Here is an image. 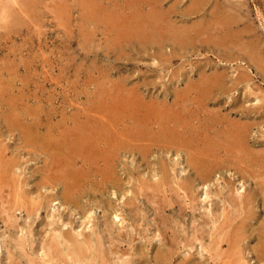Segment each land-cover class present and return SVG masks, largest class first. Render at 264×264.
Here are the masks:
<instances>
[{"label":"rangeland","instance_id":"1","mask_svg":"<svg viewBox=\"0 0 264 264\" xmlns=\"http://www.w3.org/2000/svg\"><path fill=\"white\" fill-rule=\"evenodd\" d=\"M7 1L8 0H0V68L2 69L4 67L2 70H0V75L3 74L2 77L0 76V91L2 90V93L0 92V142L3 143H0V185H2L0 186V264H221V262L224 263L225 261L226 262L224 264H264V0H193L194 2H192L191 0H10L11 4L9 1ZM86 2L88 5L86 4ZM139 2L141 3L140 6L138 5ZM67 5H69V7ZM188 6H190L191 8ZM5 8L8 10L6 11ZM22 8L25 11H22ZM62 8L66 9L62 10ZM148 8H151L150 12L148 11ZM187 8H189L190 11H188ZM16 9L19 12H16ZM59 9L61 15L63 16L60 15L58 19L57 13L55 12H57V10ZM64 10L66 11V13ZM131 10H137L138 13L137 11L131 12ZM144 11L146 12L144 13ZM1 12H4L3 14H5L7 17L5 15H2ZM69 12L70 14H68ZM114 12L117 14H115ZM156 12L158 14L160 13L159 16H157L158 14ZM63 13H65L66 15ZM98 13L100 14L98 15ZM105 13L106 15L108 14L106 16L108 18L104 16ZM112 13L113 16H111ZM147 14L149 16H147ZM215 14H217V16ZM102 15L105 18L102 17ZM117 15L121 18V20L119 17H117ZM125 15L127 16L125 17ZM130 15L132 17H130ZM219 15L222 17H220ZM236 15L239 19V22ZM4 16L5 18L3 19ZM65 16L66 18H64ZM99 16L101 18H99ZM115 17L118 18V20ZM84 18L86 20H84ZM147 18L148 20H150L148 21ZM106 19H108L107 21H109L110 19V23L114 21L115 23L110 24L106 21ZM5 20H7V22ZM102 20L106 21L108 23V26L105 22L103 23ZM117 22L119 23L117 24ZM225 23L227 26L225 25ZM204 24L205 26H203ZM126 25L130 26L131 28L133 27L132 33L130 35L122 32L124 31L123 28ZM140 25H144L145 27H141ZM156 25L157 27H155ZM112 26H114V29L112 28ZM198 26H202L204 30H202V27L201 29L198 28ZM68 28H71L72 30H69ZM106 28H110V30ZM117 29H119V31L121 30L120 32H122V34ZM150 29L153 30L151 31ZM243 29H245L247 32H245V30ZM174 30H176L178 36L176 35ZM180 30L182 34L180 33ZM160 31H162L165 35ZM55 32L57 34H55ZM170 32L173 33L171 34ZM193 32L200 35H195V33ZM148 33L150 36L148 35ZM168 33L171 34V36L168 35ZM250 33H252V35ZM246 34L248 35V37H250L251 40L246 37ZM253 34L255 37H251L253 36ZM174 35L177 36L176 42L174 41V39H171L172 37L175 38ZM185 35L187 39L184 38ZM224 35L228 36L229 39H227ZM9 36H11V38ZM200 36L202 37V39ZM243 36H245L246 39ZM182 37L184 38V41L181 42L182 44H180V41L183 40ZM237 37L240 39H238ZM192 38L193 40L195 38L197 40L199 39V41L196 42V39L193 41L191 40ZM149 39L150 41H148ZM178 39L180 41H178ZM185 39L187 41H185ZM241 39H243L245 42H243V40ZM146 41L148 43H151L148 44ZM201 41L202 43H200ZM236 41L238 44L236 43ZM240 41L244 43L242 44V47L244 48L243 51L242 47L240 46ZM251 41L254 44L256 42L258 43L254 45ZM168 42H170L171 44ZM184 42H188V45L186 47V44ZM172 44H174V47L172 46ZM183 44L184 46H182ZM257 44L258 46H256ZM177 46L180 47L178 48ZM253 47L257 52H254ZM256 47H261L260 50L258 48L259 52ZM245 48L246 50H248L247 53H250L249 55L253 54L252 57H249L248 54H245ZM30 50L32 51L30 52ZM6 53L9 54L7 57ZM37 53L40 55H38ZM259 54L261 55V57H259ZM12 55H14V57H12ZM247 57L253 60H249V58ZM253 57L256 59H254ZM259 58L261 59L259 60ZM24 60L26 61V63ZM15 63L17 64L18 68ZM4 64L7 66V68L10 67V74L8 71L9 69H7ZM4 69H6V71ZM123 78L126 80L125 83ZM203 78H205L206 80ZM2 79H5L3 80V82L5 81L6 83L1 82ZM217 79H219V81ZM197 81H200L201 85L199 83H196ZM9 83L11 87L14 86L12 87L14 89L9 86ZM190 84L193 86V88H190L189 90V87L187 88V86L189 85L190 87H192ZM215 84L217 86L219 85V88ZM111 86L113 89L111 88ZM116 86H118V88ZM101 87L105 88V90L103 88L101 89ZM201 87L204 88L201 89ZM209 87L213 90V93ZM97 88L100 89L98 90ZM110 88L112 93H109ZM114 89L118 92L121 90V93L114 92ZM102 91L104 92L103 95ZM117 93L119 95H122L123 93V97L126 96L127 98L132 97V94L133 97L135 94V98L137 97V99L138 96L139 98H141L138 100H134L135 98L133 99L132 97L131 99L126 100V98L120 96V98L117 97L118 100L122 102L120 103L119 101H117V98V102L115 101V98H113L114 96L116 97V95L119 96ZM199 93L200 95H202L199 96ZM129 94L131 96H129ZM18 95H22L23 98H20V96ZM104 95L106 98L104 97ZM16 96L18 97V100H16ZM107 96H112L113 99ZM40 97L44 100L42 99V101L40 99L39 101L38 99ZM218 97L219 99H221L219 100ZM21 99L22 102H20ZM100 99H103L104 101H100ZM6 100L7 102H5ZM25 101L28 102L29 106L26 105L27 103H25ZM36 101L39 103L38 105L35 103ZM92 102L98 103L97 105H94ZM107 102L108 106L106 104ZM20 103L25 104L24 106H22V104ZM100 103H103V106ZM130 105L134 106L131 108ZM141 105H143V107ZM148 105H150V108H148ZM146 106L147 109L145 110L144 108H146ZM11 107L14 109H12ZM120 107L121 109L118 110V108ZM134 107H137L138 110ZM157 107H160V109L164 112L167 109L166 112H173L174 114L162 113L161 110ZM232 107L234 109H232ZM20 108H22L23 110H21ZM24 108L25 110H29L30 108L31 110H35L36 112L34 111L35 113L33 112V114L31 110H26L28 112H25ZM71 109L74 111H72ZM75 109L78 110L75 111ZM88 109L91 110H89L91 113H88ZM98 109H100V111ZM121 110L122 114L120 112ZM157 110H159L160 112ZM179 110L180 112L181 110H183L184 113L183 111L180 113ZM228 110L231 111L229 112ZM236 110H238V113ZM241 110H243L244 114H242ZM250 110L254 112H251ZM3 111L7 112L4 113ZM21 112H24V114L22 115ZM114 112H116L118 116H115ZM119 112L121 115L119 114ZM155 112H157V114H154ZM96 113L98 114L95 116ZM213 113L214 119L212 116ZM230 113L231 117H224L225 114L227 115ZM129 114L138 115H132L129 120ZM247 114L250 115L248 116ZM113 115L115 116V118ZM119 115L122 118H119ZM147 115L148 117L145 118ZM161 115L164 119H162ZM165 115H168V118ZM182 115L184 116V118ZM216 115L218 116L215 117ZM3 116H5L6 119L8 118V121H6ZM156 117L158 119H155ZM169 117H172V119ZM176 119H178L179 121L177 120L176 122ZM101 120L103 121V125L101 124ZM121 120L123 121L121 122ZM157 120H159L160 123L157 122ZM206 120L208 121L206 122ZM222 120L224 121V123L223 125H220L219 121L222 123ZM243 120H245L244 122H246L247 125L243 122ZM5 121L7 122L6 124ZM37 121H39L40 124H38L39 122L37 123ZM97 121L99 123H97ZM138 121H140L141 123H139ZM209 121L212 123V126H209ZM25 122L29 124H26ZM74 122H77V124H75ZM143 122L146 123L145 126ZM195 122L197 123V125ZM235 122L237 123L235 124ZM71 123L73 126L71 125ZM149 123H152V125L150 124L149 126L152 128V132H148L151 130L147 127ZM165 123H167L168 127L166 125L164 126ZM168 123L171 124L168 125ZM178 123L179 126H177ZM181 123L183 125H181ZM239 123H244L242 124V126L245 125V127L243 128ZM186 124H189V126L186 127ZM213 124L215 125V128L213 127ZM228 124H230L229 127H227ZM10 125L16 127H19L20 125V128H23L24 125V128L27 129L28 133H38L39 137L41 138L39 142L42 144V146L41 144L34 143L31 140H25L19 132H16L17 128H9ZM26 125L28 126V128H26ZM170 125L172 126L169 127ZM61 126L64 128H62ZM83 126L86 128H84ZM134 126L136 128H134ZM190 126L193 129H190ZM46 127L48 128L47 130ZM50 127H52L51 129H53V131H51ZM69 127H71V129ZM146 127L148 128V130L146 129ZM175 127L177 129L178 127H180V130H177ZM233 127L235 129H233ZM131 128L134 129L129 130ZM194 128L196 129L194 130ZM220 128L223 130H221ZM225 128L227 135H225ZM95 129H100L109 133L112 136V140H114L115 144L121 143V141L125 144L132 137L129 142L131 141L130 143H133L136 151H145L144 154L146 157L143 158L138 152H131L128 149L119 152V154H116V156L114 157V167L117 168V170L113 168L115 169L114 174L116 172V174L114 175L115 179L118 182H115V184L117 185L116 187H114L115 184H99L98 181L100 177L95 179L93 173L89 172L86 178L87 183H84L83 181V183H81L80 185V187L83 186L84 189L82 187H77L78 189L73 192L71 199L75 200L71 202L69 201L70 203H68L62 197V203V199L60 197L62 196L61 192L63 190V187L61 186V184L59 186L57 183L52 182L51 180H48L46 178V175L50 172L51 169L49 168L50 154L48 155V153L53 151V148L47 145L49 143L47 141L52 137V135H61L66 131H68V133H78L80 131L85 132L87 135H91V133H94L92 130ZM185 129L187 130V132ZM247 129L250 133L247 132ZM157 130H161L159 132L160 134ZM192 130L194 131V134ZM202 130L205 131V133L202 132ZM134 131L137 132L135 133ZM183 131L186 136L182 135ZM208 131H210L211 133H209ZM218 131H222L224 132V134L222 133L220 135L221 132L218 133ZM241 132L243 134L245 133L244 137ZM10 133H12V135ZM147 133H149V135L151 133V135L153 136L151 138H148L150 140L149 142L146 141V138L150 137L151 135L147 136ZM154 133L156 135V139H154ZM161 133L163 134V136H161ZM240 133L241 135H239ZM117 134L119 137L117 136ZM237 134L238 136H236ZM136 135L138 138V142L141 139V143L139 142L137 144H134V142H136L135 140H137ZM140 135H144L143 138L145 139H143L142 137L139 138ZM167 135H169V139H171V137L173 136H179V139L194 142L191 143L194 145H186L183 143L182 146L180 145L179 147L181 149L178 148L177 151L175 150L176 147L171 144V140L168 141L167 138H163ZM229 135H231V137ZM42 137L47 139H44ZM120 137L124 138L121 139ZM216 137L220 139L218 140ZM2 138L4 140H2ZM8 138L11 140H8ZM238 139L243 141L242 145H244L245 148L241 145L240 140ZM159 140L163 141L159 143ZM202 140H204V142ZM219 142L221 145L219 144ZM233 142H235V147L234 145L233 147H231V144H233ZM19 143L22 145H20ZM143 143H145V146ZM152 143H154L155 146H153ZM36 144L40 148L35 146ZM135 145L138 146L136 147ZM165 145H168L170 148L162 149ZM236 145H238L239 147L241 146V148L236 149V147H238ZM227 146L229 149L227 148ZM23 148L24 150L20 151ZM44 148H46L47 150ZM200 148L208 150L207 153L205 151V154L203 153L201 155L203 156L205 161H207L208 164H211L210 166H212V169L209 168L212 170L211 176L206 180L195 179L194 171L188 166L187 163V158L190 155H195L197 149ZM231 148H234L232 152H230ZM15 149L18 150L16 151ZM153 149H156V151L154 152ZM248 149L250 152L248 151ZM45 150L47 152H45ZM234 150L235 152H233ZM241 150H243L242 153L239 152ZM35 151L38 154H36ZM32 152L34 153L35 157ZM213 152L215 155L213 154ZM231 153H233L232 156ZM246 154L248 155L247 157L250 158L247 159L249 161L252 160L254 163H252L251 161L249 163L248 161L247 164H245L247 161H245ZM252 155L253 157H251ZM236 156L237 158H239L238 160ZM243 156L245 157V159ZM241 157L242 159H240ZM13 159H15L16 161ZM41 159L45 161H42ZM159 159L167 164L169 170L167 174L163 175V173L160 171L159 163L161 161ZM216 159H218V161ZM243 161L245 163H243ZM11 162H13V164ZM219 162H221V165L219 164ZM156 163L158 164V166ZM80 164V161H76L75 167H79L82 169L83 166L82 164ZM43 166H45V168ZM41 167L44 169H42ZM41 169L47 170L42 171ZM6 172L8 173V175ZM42 172L44 175L42 174ZM169 172H171V174ZM34 173H36V175ZM35 177L37 180L35 179ZM139 179L142 180L140 181ZM192 181L196 182H194V187L190 189L186 184L190 183L191 185ZM33 183L35 184L33 185ZM160 183L161 186L159 187ZM145 184L146 187L144 188ZM24 185L27 186L24 187ZM29 185L30 188H27L29 187ZM52 185L55 187H53ZM5 186L8 188V191L6 190L7 188ZM142 186L144 191L142 190ZM147 187H149L147 189L148 192L146 191ZM152 187L157 188V190L153 191ZM14 188L16 189L13 192ZM27 189H30L29 192ZM82 189L84 193H86L87 191V194L84 195L83 193H81ZM22 190H26V193ZM126 190L128 192H126ZM231 190L233 192H231ZM91 191L93 194L91 193ZM163 191H165L166 193ZM217 192L219 193V195ZM20 193L22 195H19ZM33 193L35 196L33 195ZM76 193L79 195H76ZM147 193L148 195H146ZM236 193L239 194L237 195ZM56 194H59V197H56ZM18 195L19 197L26 196L25 198H27L29 196L31 198H27L26 201L24 197V200L22 197L19 199ZM80 195H82V197ZM132 195L135 196L132 197ZM243 195L244 197L242 198ZM245 195L247 197L249 196L250 199L246 198ZM75 196L78 197L76 198ZM111 196L115 201L111 199ZM204 196H206L207 198ZM17 197L19 199V202L21 203L26 201L28 204L33 205L34 203H37L38 205H33L31 207L29 205V207H27L26 202H24L23 204H19L17 202ZM33 197H36L37 199H34ZM110 199L111 202H109ZM131 199L133 200V202ZM151 199H153V203H151ZM44 200L46 202H44ZM47 200L49 203L47 202ZM76 200L79 201V203ZM75 201L76 205L74 206L73 202ZM173 201H175V204L173 203ZM105 202L106 204H108L106 205ZM243 202L246 203L244 204ZM2 205L6 207H3ZM101 206L103 207V209L100 208ZM104 206H106V208ZM19 207L21 208V210ZM28 208H30L29 211H27ZM32 208H34V212H32ZM249 208L251 210H248ZM9 210L12 211L11 214H13L14 212L13 217L10 214L11 211L9 212ZM33 213L36 215H34ZM103 213L105 215L107 214L106 217ZM116 214L120 219L114 221L112 219V216ZM52 215L55 218H53ZM240 221H243V224L240 223ZM8 223L10 227L8 226ZM239 225L245 226L241 227ZM93 230H95V233L97 232V235L93 232ZM233 230L235 232L237 231V233H234ZM240 232L242 234V237L240 236ZM78 233H80L81 235ZM68 234L77 236L80 239V242H88L92 240L95 243L91 241L92 247L90 250L86 249V251L88 250L87 252L85 251L86 253H78L75 252L72 242L68 240V237H66L68 236ZM90 234L93 239L90 237ZM226 235L227 238L225 237ZM95 236H100L98 237V239L100 240H98ZM230 236L235 239L233 240L232 238L231 240ZM88 237H90L91 240ZM60 238L62 239V243ZM110 238L112 239L110 240ZM236 238L238 239L236 240ZM97 240L99 242H97ZM55 241H57L58 243ZM109 241H113L114 244L116 243L115 245H117V247H115L113 243L109 244ZM234 241H237L235 242V245ZM69 242H71L72 246H70ZM228 243L230 245H228ZM107 246L110 247L109 250L107 249ZM229 246L231 248L233 247L232 250L231 248L229 249ZM102 247H104V249ZM111 248L114 249L111 250ZM100 250L101 253L102 251L105 253H102L100 255ZM106 250L108 251L106 252ZM85 254L87 255V257ZM162 254H165V258H168L169 261L165 259L166 263H157L156 257ZM96 255H98L99 257L97 258ZM93 258L96 260L94 261ZM88 259H90V261ZM9 260H12V262L8 263ZM229 260H231V262L233 263H231Z\"/></svg>","mask_w":264,"mask_h":264},{"label":"bare ground","instance_id":"2","mask_svg":"<svg viewBox=\"0 0 264 264\" xmlns=\"http://www.w3.org/2000/svg\"><path fill=\"white\" fill-rule=\"evenodd\" d=\"M5 1V0H4ZM9 2H10V4H11V1L10 0H8ZM7 1V2H8ZM84 1V0H83ZM142 1V0H141ZM145 1V0H144ZM150 1V0H149ZM192 2H194L193 0H191ZM199 1V0H198ZM200 2H202V1H200ZM146 3H147V1H146ZM150 3V2H149ZM2 4V3H1ZM5 4V3H4ZM86 4H87V2H86ZM85 4V5H86ZM196 4V3H195ZM85 5H83V6H85ZM88 5V4H87ZM86 5V6H87ZM138 5L140 6L141 5V3L139 2L138 3ZM191 5V4H190ZM197 5V4H196ZM4 6V5H3ZM8 6H9V4H8ZM13 6V5H12ZM68 7H69V5H67ZM66 6V7H67ZM144 6H146V5H144ZM148 6H149V4H148ZM195 6V5H194ZM6 7V6H5ZM64 7V6H63ZM142 7V6H141ZM161 7V6H160ZM188 7H190V6H188ZM15 8V7H14ZM143 8V7H142ZM152 8V7H151ZM151 8H148V11L150 12V9ZM191 8V7H190ZM239 8H240V6H239ZM2 9V8H1ZM4 9V8H3ZM63 9H66V8H62V10ZM199 9H201V8H199ZM198 9V10H199ZM5 10L7 11L8 9H6L5 8ZM22 11L24 10L23 8L21 9ZM82 10H83V8H82ZM84 10H87V9H84ZM135 10V9H134ZM134 10H131V12L132 11H134ZM187 10L188 11H190V9L189 8H187ZM192 10V9H191ZM18 10L16 9V12H17ZM25 11V10H24ZM59 11V12H58ZM65 11V10H64ZM63 11V12H64ZM89 11H90V9H89ZM137 11V10H136ZM136 11H134V12H136ZM147 11V12H148ZM152 11V10H151ZM197 11V10H196ZM5 12V11H4ZM3 12V13H4ZM19 12V11H18ZM130 12V11H129ZM146 11H144V13H145ZM2 13V12H1ZM2 13V15H5V14H3ZM6 13V12H5ZM55 13H57V18L59 19V16L61 15V12H60V9L59 10H57V12H55ZM60 13V14H59ZM65 13H66V11H65ZM65 13H63V14H65ZM85 13V12H84ZM103 13V12H102ZM101 13V14H102ZM107 13V12H106ZM106 13H105V17L108 15H106ZM115 13V12H114ZM137 13H138V11H137ZM142 13V12H141ZM140 13V14H141ZM157 13V12H156ZM196 13V12H195ZM220 13V12H219ZM25 14V13H24ZM68 14H70V12L68 13ZM72 14V13H71ZM90 14V13H89ZM100 13H98V15H99ZM115 14H117V13H115ZM130 14V13H129ZM133 14H135V13H133ZM143 14V13H142ZM155 14V13H154ZM158 14V13H157ZM156 14V15H157ZM160 14V13H159ZM159 14L157 15V16H159ZM161 14H162V12H161ZM174 14V13H173ZM185 14V13H184ZM222 14V13H221ZM220 14V15H221ZM1 15V14H0ZM66 15V14H65ZM109 15H110V13H109ZM128 15V14H127ZM127 15H125V17L127 16ZM176 15V14H175ZM193 15V14H192ZM216 16H217V14H215ZM219 15V16H220ZM224 15V14H223ZM6 16V15H5ZM5 16L3 17V19L5 18ZM61 16H63V15H61ZM70 16V15H69ZM82 16V15H81ZM85 16V15H84ZM103 15H102V17H104ZM111 16H113V13H112V15ZM110 16V17H111ZM123 16V15H122ZM137 16H139V15H137ZM147 16H149L148 14H147ZM163 16H165V15H163ZM190 16V15H189ZM229 16V15H228ZM231 16V15H230ZM7 17V16H6ZM10 17V16H9ZM104 17V18H105ZM109 17V18H110ZM117 17H119L118 15H117ZM130 17H132L131 15H130ZM136 17V16H135ZM220 17H222V16H220ZM219 17V18H220ZM236 17H237V15H236ZM54 18V17H53ZM52 18V19H53ZM64 18H66V16L64 17ZM71 18V17H70ZM89 18V17H88ZM99 18H101L100 16H99ZM98 18V19H99ZM106 18H108V17H106ZM112 18V17H111ZM110 18V19H111ZM116 18V17H115ZM120 18V17H119ZM138 18H140V17H138ZM145 18V17H144ZM150 18V17H149ZM153 18V17H152ZM223 18H225V17H223ZM230 18V17H229ZM240 18V17H239ZM7 19V18H6ZM61 19V18H60ZM110 19H109V21H110ZM117 20H118V18H116ZM132 19V18H131ZM135 19V18H134ZM161 19H163V18H161ZM54 20V19H53ZM56 20V19H55ZM84 20H86L85 18H84ZM100 20V19H99ZM108 19H106V21H107ZM120 20H121V18H120ZM127 20V19H126ZM136 20V19H135ZM143 20V19H142ZM146 20V19H145ZM144 20V21H145ZM147 20H148V18H147ZM150 20V19H149ZM148 20V21H149ZM212 20V19H211ZM218 20V19H217ZM237 20H238V22H239V19H238V17H237ZM6 22H7V20H5ZM65 21V20H64ZM93 21V20H92ZM101 21V20H100ZM103 21V20H102ZM103 21V23L105 22L106 23V25L108 24L107 22H109V21ZM147 21V22H148ZM156 21V20H155ZM235 21V20H234ZM1 22V21H0ZM60 22V21H59ZM86 22H89V21H86ZM123 22V21H122ZM133 22V21H132ZM140 22V21H139ZM164 22V21H163ZM213 22V21H212ZM224 22V21H223ZM237 22V23H238ZM65 23V22H64ZM74 23H75V21H74ZM96 23H97V21H96ZM100 23V22H99ZM110 23V22H109ZM112 23H115V21L114 22H112ZM112 23H110V24H112ZM119 22H117V24H118ZM155 23V22H154ZM159 23H160V21H159ZM66 24V23H65ZM146 24V23H145ZM144 24V25H145ZM228 24V23H227ZM56 25H57V23H56ZM64 25V24H63ZM62 25V26H63ZM70 25V24H69ZM99 25V24H98ZM133 25V24H132ZM141 26V27H145V26ZM147 25H149V24H147ZM153 25V24H152ZM164 25V24H163ZM163 25H162V28H163ZM198 25H200V24H198ZM209 25H210V23H209ZM225 25H226V23H225ZM233 25V24H232ZM238 25V24H237ZM7 26V25H6ZM5 26V27H6ZM100 26V25H99ZM102 26V25H101ZM108 26V25H107ZM203 26H205V24L203 25ZM227 26V25H226ZM70 27V26H69ZM114 26H112V28H113ZM138 27H139V25H138ZM155 27H157V25L155 26ZM159 27H160V25H159ZM202 27V26H201ZM201 27H199L198 26V28H200L201 29ZM2 28V27H1ZM50 28V27H49ZM102 28H103V26H102ZM111 28V29H112ZM133 28V27H132ZM132 28L130 27V26H128V25H126V26H124V28H123V30L124 31H122L123 33H125V34H127V35H130L131 33H132ZM153 28V27H152ZM203 28V27H202ZM229 28V27H228ZM64 29H66V28H64ZM63 29V30H64ZM69 29V28H68ZM71 29V28H70ZM69 29V30H70ZM104 29V28H103ZM106 29H108V28H106ZM114 29V28H113ZM168 29V28H167ZM247 29V28H246ZM3 30V29H2ZM72 30V29H71ZM108 30H110V28L108 29ZM118 31H119V29H117ZM143 30V29H142ZM151 30V29H150ZM153 30V29H152ZM151 30V31H152ZM155 30V29H154ZM199 30V29H198ZM202 30H204V28L202 29ZM242 30V29H241ZM243 30H245V29H243ZM121 31V30H120ZM119 31V32H120ZM140 31V30H139ZM157 31V30H156ZM168 31V30H167ZM175 31V33H176V30H174ZM110 32H113V31H110ZM122 32H120L121 34H122ZM160 32H162V31H160ZM196 32V31H195ZM195 32H193V33H195ZM242 32V31H241ZM245 32H247L246 30H245ZM64 33V32H63ZM153 33V32H152ZM158 33V32H157ZM163 33V32H162ZM171 34L173 33V32H170ZM174 33V34H175ZM180 33H181V30H180ZM229 33V32H228ZM227 33V34H228ZM243 33V32H242ZM241 33V34H242ZM40 34V33H39ZM50 34V33H49ZM55 34H57L56 32H55ZM113 34V33H112ZM159 34H161V33H159ZM164 34V33H163ZM171 34H169L168 33V35H170L171 36ZM182 34V33H181ZM183 34H184V30H183ZM224 34V33H223ZM231 34V33H230ZM234 34V33H233ZM240 34V33H239ZM251 35H252V33H250ZM148 35H149V33H148ZM157 35V34H156ZM165 35V34H164ZM163 35V36H164ZM176 35H177V33H176ZM195 35H198V33L196 34L195 33ZM194 35V36H195ZM200 35V34H199ZM198 35V36H199ZM244 35V34H243ZM247 35V34H246ZM70 36V35H69ZM150 36V35H149ZM161 36V35H160ZM169 36V37H170ZM173 36V35H172ZM175 36V35H174ZM178 36V35H177ZM177 36H175V38L174 37H172L171 39L173 40L174 39V41L176 42V37ZM182 36H184V35H182ZM225 36V35H224ZM231 36V35H230ZM10 38H11V36H9ZM162 37V36H161ZM167 37V36H166ZM197 37V36H196ZM201 37V36H200ZM227 39H229V37L228 36H225ZM244 38H245V36H243ZM246 37H248V35L246 36ZM251 37H255L254 36V34H253V36H251ZM3 38V37H2ZM8 38V37H7ZM53 38V37H52ZM121 38V37H120ZM150 38V37H149ZM155 38V37H154ZM163 38V37H162ZM183 38V37H182ZM184 38H186V35H185V37ZM184 38H183V40H179L178 39V41H180V44H182L181 42H183L184 41ZM189 38H190V36H189ZM226 38H225V40H226ZM238 38V37H237ZM243 38V39H244ZM249 38V40H251L250 39V37H248ZM20 39V38H19ZM18 39V40H19ZM24 39V38H23ZM22 39V40H23ZM28 39V38H27ZM26 39V40H27ZM170 39V38H169ZM187 39V38H186ZM185 39V41H187ZM196 39V38H195ZM194 39V40H195ZM201 39H202V37H201ZM200 39V40H201ZM203 39H205V38H203ZM223 39V38H222ZM238 39H240V38H238ZM237 39V40H238ZM243 39H241V40H243ZM246 39V38H245ZM244 39V40H245ZM253 39V38H252ZM6 40V39H5ZM8 40V39H7ZM10 40V39H9ZM17 40V41H18ZM144 40H145V38H144ZM157 40V39H156ZM188 40H190V39H188ZM191 40H193V38L191 39ZM193 40V41H194ZM225 40H224V42H225ZM243 40V42H245ZM248 40V39H247ZM247 40H246V42H247ZM248 40V41H249ZM148 41H150V39L148 40ZM152 41H153V39H152ZM155 41V40H154ZM177 41V42H178ZM197 41H199V39L197 40L196 39V42ZM233 41V40H232ZM256 41H258V40H256ZM255 41V42H256ZM46 42V41H45ZM44 42V43H45ZM147 42V41H146ZM167 42V41H166ZM172 42V41H171ZM174 42V43H175ZM241 42V44H240V46L242 47V44H244L242 41H240ZM252 42V41H251ZM250 42V43H251ZM22 43V42H21ZM27 43V42H26ZM37 43V42H36ZM148 43V42H147ZM149 43H151V42H149ZM148 43V44H149ZM161 43V42H160ZM168 43H170V42H168ZM173 43V42H172ZM179 43V42H178ZM177 43V44H178ZM186 45H185V47L188 45V42H184ZM190 43V42H189ZM200 43H202V41L200 42ZM236 43H237V41H236ZM249 43V44H250ZM256 43H258V42H256ZM255 43V44H256ZM20 44V43H19ZM66 44V43H65ZM171 44V43H170ZM177 44H175V45H177ZM179 44V45H180ZM192 44V43H191ZM238 44V43H237ZM252 44H254L253 42H252ZM254 44V45H255ZM25 45V44H24ZM153 45V44H152ZM168 45V44H167ZM199 45V44H198ZM251 45V44H250ZM249 45V46H250ZM48 46V45H47ZM46 46V47H47ZM151 46V45H150ZM161 46V45H160ZM162 46H163V44H162ZM161 46V47H162ZM172 46L174 47V44H172ZM182 46H184V44L182 45ZM181 46V47H182ZM201 46V45H200ZM206 46V45H205ZM209 46V45H208ZM256 46H258V44L256 45ZM35 47H38V46H35ZM41 47V46H40ZM39 47V48H40ZM117 47V46H116ZM165 47V46H164ZM178 47V46H177ZM180 47V46H179ZM178 47V48H179ZM234 47V46H233ZM239 47V46H238ZM245 47V46H244ZM255 47V46H254ZM254 47H253V50H254ZM9 48V47H8ZM20 48V47H19ZM159 48V47H158ZM163 48V47H162ZM199 48V47H198ZM210 48V47H209ZM235 48V47H234ZM259 48V47H258ZM258 48L256 47V49L258 50ZM261 48V47H260ZM260 48H259V50H260ZM45 49V48H44ZM51 49V48H50ZM160 49V48H159ZM182 49V48H181ZM184 49V48H183ZM236 49V48H235ZM238 49V48H237ZM6 50V49H5ZM10 50V49H9ZM16 50V49H15ZM23 50V49H22ZM48 50V49H47ZM241 50V49H240ZM244 50V48L242 47V51ZM259 50H258V52H259ZM3 51V50H2ZM11 51V50H10ZM28 51V50H27ZM32 50H30V52H31ZM239 51V50H238ZM245 51H246V53L245 54H248L247 52H248V50H246V48H245ZM256 50H254V52H255ZM253 52V53H254ZM257 52V51H256ZM15 53V52H14ZM244 53V52H243ZM242 53V54H243ZM7 54V53H6ZM35 54V53H34ZM38 54V53H37ZM250 54V53H249ZM248 54V55H249ZM252 54V53H251ZM255 54V53H254ZM9 54H7L6 55V57L8 56ZM20 55V54H19ZM38 55H40V54H38ZM253 55V54H252ZM252 55H249V57H252ZM256 55V54H255ZM260 55V54H259ZM5 56V55H4ZM10 56H11V54H10ZM9 56V57H10ZM24 56H25V54H24ZM36 56V55H35ZM42 56V55H41ZM246 56V55H245ZM257 56V55H256ZM255 56V57H256ZM12 57H14V55H12ZM33 57V56H32ZM249 57H247V58H249ZM259 57H261V55L259 56ZM42 58V57H41ZM44 58V57H43ZM242 58V57H241ZM246 58V57H245ZM254 58V57H253ZM257 58V57H256ZM256 58H254V59H256ZM32 59V58H31ZM49 59V58H48ZM243 59H244V56H243ZM251 58H249V60H250ZM261 58H259V60H260ZM42 60V59H41ZM50 60V59H49ZM48 60V61H49ZM246 60V59H245ZM248 60V59H247ZM251 60H253V59H251ZM20 61V60H19ZM25 61V60H24ZM28 61V60H27ZM32 61V60H31ZM37 61V60H36ZM40 61V60H39ZM256 61H258V60H256ZM13 62V61H12ZM11 62V63H12ZM18 62V61H17ZM250 62H252V61H250ZM262 62V61H261ZM8 63V62H7ZM25 63H26V61H25ZM24 63V64H25ZM37 63V62H36ZM45 63V62H44ZM6 64V63H5ZM4 64V66H6ZM16 64V63H15ZM161 64V63H160ZM262 64V63H261ZM36 65V64H35ZM16 66H17V64H16ZM159 66V65H158ZM23 67V66H22ZM27 67H29V66H27ZM26 67V68H27ZM32 67V66H31ZM4 68V67H3ZM2 68V69H3ZM6 68H7V66H6ZM17 68H18V66H17ZM43 68V67H42ZM45 68H46V66H45ZM1 68H0V70H2ZM7 69H9L8 71H9V74H10V67L9 68H7ZM258 69V68H257ZM5 71H6V69H4ZM25 71V70H24ZM3 73V72H2ZM8 74V73H7ZM203 74V73H202ZM3 75V74H2ZM2 75H0L1 77H2ZM5 76V75H4ZM10 76V75H9ZM204 76V75H203ZM218 76V75H217ZM1 77H0V79H1ZM226 77V76H225ZM202 78V77H201ZM215 78V77H214ZM218 78V77H217ZM6 79V78H5ZM5 79H2V81L1 82H3V80H5ZM124 79V78H123ZM192 79V78H191ZM203 79H205V78H203ZM225 79V78H224ZM195 80V79H194ZM193 80V81H194ZM201 80V79H200ZM206 80V79H205ZM218 81H219V79H217ZM189 81V80H188ZM213 81H215V80H213ZM226 81H227V79H226ZM5 82V81H4ZM3 82V83H4ZM126 82V80L124 79V83ZM190 82V81H189ZM188 82V83H189ZM202 82V81H201ZM6 83V82H5ZM123 83V84H124ZM191 83V82H190ZM196 83H199L200 84V81H197ZM211 83H212V81H211ZM211 83H210V85H211ZM214 83V82H213ZM222 83V82H221ZM226 83V82H225ZM192 84H194V83H192ZM127 85V84H126ZM125 85V86H126ZM191 85V84H190ZM201 85V84H200ZM213 85V84H212ZM216 85V84H215ZM227 85V84H226ZM0 86H1V84H0ZM9 86L11 87V85H10V83H9ZM8 86V87H9ZM104 86V85H103ZM192 86V85H191ZM195 86V85H194ZM214 86V85H213ZM212 86V87H213ZM217 86V85H216ZM219 86V85H218ZM217 86V87H218ZM3 87V86H2ZM12 87H14V86H12ZM11 87V88H12ZM105 87V86H104ZM117 88H118V86H116ZM189 87V88H188ZM225 87V86H224ZM6 88V87H5ZM10 88V89H11ZM103 87H101V89H102ZM111 88H112V86H111ZM111 88H110V90H109V93H112L111 92ZM114 88H115V86H114ZM117 88H116V90H117ZM187 88L190 90V88H193V86L192 87H190L189 85L187 86ZM196 88H198V87H196ZM200 88V87H199ZM202 88H204V87H201V89ZM210 88V87H209ZM219 88V87H218ZM12 89H14V88H12ZM98 89V88H97ZM96 89V90H97ZM100 89V88H99ZM98 89V90H99ZM104 90H105V88H103ZM107 89V88H106ZM109 89V88H108ZM113 89V88H112ZM120 89V88H119ZM211 89V88H210ZM225 89V88H224ZM15 90H17V89H15ZM125 90V89H124ZM206 90V89H205ZM204 90V91H205ZM212 90V89H211ZM210 90V91H211ZM222 90V89H221ZM8 91V90H7ZM10 91H13V90H10ZM114 92H118V91H115V89L113 90ZM121 91V90H120ZM119 91V92H120ZM123 91V90H122ZM215 91V90H214ZM216 91H217V89H216ZM220 91V90H219ZM1 93H2V90L0 91ZM3 92H5V91H3ZM100 92V91H99ZM103 92V91H102ZM118 92V93H119ZM193 92H194V90H193ZM192 92V93H193ZM96 93V92H95ZM117 93V94H118ZM121 93V92H120ZM196 93V92H195ZM212 93H213V90H212ZM13 94V93H12ZM12 94H10V95H12ZM16 94H19V93H16ZM100 94V93H99ZM104 94V92L102 93V95ZM188 94H189V92H188ZM221 94V93H220ZM224 94V93H223ZM2 95V94H1ZM9 95V96H10ZM25 95V94H24ZM23 95V96H24ZM27 95V94H26ZM97 95H98V93H97ZM105 95H106V93H105ZM105 95H104V97H105ZM108 95H110V94H108ZM114 95H115V93H114ZM119 95V94H118ZM126 95V94H125ZM191 95V94H190ZM202 95V94H201ZM200 95V93H199V96H201ZM3 96V95H2ZM7 96V95H6ZM18 96H20V95H18ZM120 96L121 97H123V93H122V95H119V96H117L116 95V97L114 96L113 98H115V101H116V98L118 97V98H120ZM129 96H131L130 94H129ZM176 96H177V94H176ZM192 96V95H191ZM215 96V95H214ZM219 96H221V95H219ZM223 96V95H222ZM8 97V96H7ZM11 97V96H10ZM17 97V96H16ZM22 97V95L20 96V98ZM31 97V96H30ZM34 97V96H33ZM99 97V96H98ZM107 97H111L112 98V96H107ZM132 97H133V94H132ZM132 97H130V98H127L126 96H124L123 98H126V100H129V99H131ZM203 97V96H202ZM9 98V97H8ZM7 98V99H8ZM23 98V97H22ZM26 98H27V96H26ZM37 98V97H36ZM94 98V97H93ZM103 98V97H102ZM106 98V97H105ZM110 98V99H111ZM112 98V99H113ZM118 98H117V101H119L118 100ZM135 98V94H134V97H133V99ZM141 98V97H140ZM139 98V96H138V99H140ZM177 98H179V97H177ZM5 99V98H4ZM29 99V98H28ZM27 99V100H28ZM40 99L42 100L43 98H39L38 100L40 101ZM95 99V98H94ZM107 99H109V98H107ZM122 99V98H121ZM132 99V100H133ZM137 99V97L134 99V100H136ZM137 99V100H138ZM207 99H209V98H207ZM218 99H219V97H218ZM221 99V98H220ZM219 99V100H220ZM222 99H223V97H222ZM16 100H18V97H17V99ZM44 100V99H43ZM42 100V101H43ZM93 100V99H92ZM99 100V99H98ZM103 100V99H102ZM101 99H100V101H102ZM142 100V99H141ZM141 100H139V101H141ZM198 100V99H197ZM48 101V100H47ZM91 101V100H90ZM104 101V100H103ZM110 101H114V100H110ZM116 101V102H117ZM143 101H144V98H143ZM204 101V100H203ZM202 101V102H203ZM209 101V100H208ZM224 101V100H223ZM228 101V100H227ZM5 102H7V100L5 101ZM12 102V101H11ZM20 102H22V99H21V101ZM105 102H106V100H105ZM120 103H122L121 101H119ZM135 102V101H134ZM221 102V101H220ZM17 103V102H16ZM25 103H27L26 105H28V102L27 101H25ZM25 103H20V104H22V106H24V104ZM34 103V102H33ZM37 105L39 104L37 101L35 102ZM93 103V102H92ZM98 103V102H97ZM97 103H93L94 105L96 104L97 105ZM110 103V102H109ZM125 103H127V102H125ZM136 103V102H135ZM142 103V102H141ZM168 103V102H167ZM210 103V102H209ZM219 103V102H218ZM224 103V102H223ZM12 104H13V102H12ZM18 104V103H17ZM88 104V103H87ZM102 106H103V103H100ZM107 104V106H108V102L106 103ZM118 104V103H117ZM131 104V103H130ZM144 104V103H143ZM164 104V103H163ZM169 104V103H168ZM187 104V103H186ZM185 104V105H186ZM226 104V103H225ZM14 105V104H13ZM19 105V104H18ZM36 105V106H37ZM42 105H44V104H42ZM46 105V104H45ZM120 105V104H119ZM126 105H129V104H126ZM125 105V106H126ZM177 105V104H176ZM179 105V104H178ZM21 106V107H22ZM29 106V105H28ZM92 106V105H91ZM90 106V107H91ZM101 106V107H102ZM131 106V105H130ZM134 105H132L131 106V108L133 107ZM135 106H136V104H135ZM138 106V105H137ZM142 107H143V105H141ZM150 105H148V108H150L149 107ZM162 106V105H161ZM164 106V105H163ZM166 106V105H165ZM171 106V105H170ZM187 106V105H186ZM233 106V105H232ZM4 107H5V105H4ZM16 107H17V105H16ZM19 107V106H18ZM26 107V106H25ZM44 107V106H43ZM42 107V108H43ZM144 107H145V105H144ZM175 107V106H174ZM197 107V106H196ZM0 108H1V106H0ZM12 108V107H11ZM41 108V109H42ZM100 108V107H99ZM111 108V107H110ZM135 108V107H134ZM137 108V107H136ZM135 108V109H136ZM152 108V107H151ZM157 108H159L160 109V107H157ZM171 108V107H170ZM12 109H14V108H12ZM21 110H23L22 108H20ZM38 109V108H37ZM44 109V108H43ZM47 109V108H46ZM108 109V108H107ZM113 109V108H112ZM112 109H111V111H112ZM119 109H121V107L120 108H118V110ZM145 110L147 109V106H146V108H144ZM155 109V108H154ZM154 109H153V111H154ZM176 109V108H175ZM177 109H178V107H177ZM184 109V108H183ZM232 109H234L233 107H232ZM231 109V110H232ZM24 110H25V108H24ZM26 110H28V109H26ZM25 110V112H28V111H30L31 109L29 108V110L28 111H26ZM39 110V109H38ZM72 110V109H71ZM76 110H78V109H75V111ZM90 109H88V111H89ZM99 111H100V109H98ZM109 110V109H108ZM133 110V109H132ZM137 110H138V108H137ZM151 110V109H150ZM149 110V111H150ZM161 110V109H160ZM165 110V109H164ZM167 110V109H166ZM166 110H165V112L163 111V110H161V112L162 113H168V112H166ZM173 110V109H172ZM206 110H208V109H206ZM231 110H228L229 112L231 111ZM9 111V110H8ZM20 111V110H19ZM32 111V114H33V112L35 111H33V110H31ZM45 111V110H44ZM64 111V110H63ZM72 111H74V110H72ZM91 111V110H90ZM88 112V113H91V112ZM103 111V110H102ZM114 111V110H113ZM141 111V110H140ZM153 111H151V112H153ZM157 111H159V110H157ZM183 110H181V112H182ZM237 111V113H238V110H236ZM251 111V110H250ZM4 113H6L7 111H3ZM36 112V111H35ZM34 112V113H35ZM84 112V111H83ZM105 112V111H104ZM106 112H107V110H106ZM121 112V114H122V110L120 111ZM120 112H119V114H120ZM147 112V111H146ZM160 112V111H159ZM179 112H180V110H179ZM180 112V113H181ZM201 112V111H200ZM208 112V111H207ZM228 112V113H229ZM241 112H242V114H244L243 113V110H241ZM251 112H254V111H251ZM256 112V111H255ZM1 113V112H0ZM16 113V112H15ZM22 113V115L24 114V112H21ZM31 113V112H30ZM38 113V112H37ZM39 113H40V111H39ZM68 113V112H67ZM87 113V112H86ZM93 113V112H92ZM115 114V116L117 115L116 114V112H114ZM117 113H118V111H117ZM138 113V112H137ZM140 113V112H139ZM144 113V112H143ZM170 114H172L171 112H169ZM168 113V114H169ZM183 113H184V111H183ZM232 113V112H231ZM231 113L230 114H225L224 115V117H227V116H230L231 117ZM236 113V112H235ZM234 113V114H235ZM249 113V112H248ZM18 114V113H17ZM20 114V113H19ZM26 114V113H25ZM71 114V113H70ZM78 114V113H77ZM76 114V115H77ZM98 113H96L95 114V116L97 115ZM120 114V115H121ZM145 114V113H144ZM152 114V113H151ZM154 114H157V112H155ZM174 114V113H173ZM189 114H190V112H189ZM188 114V115H189ZM206 114V113H205ZM215 114H217V113H215ZM219 114H221V113H219ZM1 115V114H0ZM14 115V114H13ZM12 115V116H13ZM87 115V114H86ZM113 115V116H114ZM120 115H119V118H122V117H120ZM132 115H135V114H129V120H130V118L132 117ZM138 115V114H137ZM137 115H135V116H137ZM177 115H178V112H177ZM223 115V114H222ZM221 115V116H222ZM248 115V114H247ZM250 115V114H249ZM248 115V116H249ZM252 115V114H251ZM26 116V115H25ZM69 116V115H68ZM78 116V115H77ZM83 116V115H82ZM92 116V115H91ZM115 116H114V118H115ZM118 116V115H117ZM125 116V115H124ZM134 116V117H135ZM141 116V115H140ZM165 116H167V118H168V115H165ZM170 116V115H169ZM172 116H174V115H172ZM183 116V115H182ZM213 119H214V113H213ZM218 115H216L215 117H217ZM241 116V115H240ZM244 116V115H243ZM89 117V116H88ZM108 117V116H107ZM142 117H143V115H142ZM148 117V115L145 117V118H147ZM155 117V116H154ZM158 117H160V116H158ZM161 117H162V115H161ZM178 117V116H177ZM186 117V116H185ZM196 117V116H195ZM208 117V116H207ZM247 117V116H246ZM2 118V117H1ZM3 118H5V116H3ZM2 118V119H3ZM20 118V117H19ZM37 118H38V116H37ZM40 118V117H39ZM65 118V117H64ZM117 118V117H116ZM141 118V117H140ZM169 118H171L172 119V117H169ZM174 118V117H173ZM183 118H184V116H183ZM190 118V117H189ZM204 118V117H203ZM219 118V117H218ZM233 118V117H232ZM231 118V119H232ZM6 119V118H5ZM8 119V118H7ZM6 119V121H8ZM16 119V118H15ZM45 119V118H44ZM76 119V118H75ZM81 119V118H80ZM100 119V118H99ZM124 119H126V118H124ZM139 119V118H138ZM142 119H144V118H142ZM155 119H158L157 117L155 118ZM162 119H164L163 117H162ZM165 119H166V117H165ZM171 119H170V121H171ZM187 119V118H186ZM185 119V120H186ZM205 119V118H204ZM203 119V120H204ZM222 119V118H221ZM225 119V118H224ZM245 119H247V118H245ZM12 120V119H11ZM10 120V121H11ZM21 120H23V119H21ZM66 120V119H65ZM64 120V121H65ZM69 120V119H68ZM71 120H72V118H71ZM78 120V119H77ZM93 120H94V118H93ZM127 120H128V118H127ZM135 120V119H134ZM137 120V119H136ZM160 120V119H159ZM159 120H157V122H159L160 123V121ZM177 120L178 119H176V122H177ZM189 120V119H188ZM187 120V121H188ZM212 120V119H211ZM220 120V119H219ZM235 120V119H234ZM240 120H241V118H240ZM5 121V124L7 123ZM16 121V120H15ZM20 121V120H19ZM31 121V120H30ZM63 121V122H64ZM87 121V120H86ZM102 121V120H101ZM119 121V120H118ZM123 120H121V122H122ZM163 121H165V120H163ZM167 121H169V120H167ZM179 121V120H178ZM182 121V120H181ZM180 121V122H181ZM190 121V120H189ZM208 120H206V122H207ZM223 121V120H222ZM226 121V120H225ZM228 121V120H227ZM233 121V120H232ZM237 121V120H236ZM245 120H243V122H244ZM247 121V120H246ZM12 122V121H11ZM22 122H24V121H22ZM35 122V121H34ZM39 121H37V123H38ZM81 122V121H80ZM79 122V123H80ZM83 122V121H82ZM108 122V121H107ZM125 122H126V120H125ZM124 122V123H125ZM128 122H130V121H128ZM139 123H141L140 121H138ZM150 122H151V120H150ZM175 122V121H174ZM193 122V121H192ZM217 122H218V119H217ZM241 122V121H240ZM16 123H18V122H16ZM21 123V122H20ZM26 123V122H25ZM31 123V122H30ZM36 123V124H37ZM43 123V122H42ZM75 123V122H74ZM97 123H99L98 121H97ZM103 123V121L101 122V124ZM114 123V122H113ZM112 123V124H113ZM138 123V124H139ZM161 123H163V122H161ZM196 123V122H195ZM208 123H210V125L209 126H212L211 124V122L209 121ZM219 123H220V125L222 124L223 125V123H224V121L221 123L220 121H219ZM219 123H217V124H219ZM237 122H235V124H236ZM246 125H247V123L246 122H244ZM244 123H239L241 126H242V124H244ZM9 124H11V123H9ZM22 124V123H21ZM26 124H29V123H26ZM33 124V123H32ZM38 124H40V122L38 123ZM47 124H49V123H47ZM52 124V123H51ZM75 124H77V122L75 123ZM93 124V123H92ZM116 124H117V122H116ZM129 124V123H128ZM137 124V125H138ZM143 124H144V126L146 125V123L145 122H143ZM150 124L152 125V123H149V125L147 126L148 128H150L151 130L150 131H148V132H152V128L151 127H149L150 126ZM155 124V123H154ZM169 124H171V123H168V125ZM14 125H15V123H14ZM42 125V124H41ZM71 125H72V123H71ZM70 125V126H71ZM80 125V124H79ZM86 125V124H85ZM103 125V124H102ZM140 125V124H139ZM167 126V123H165L164 124V126ZM172 125H173V123H172ZM172 125H170L169 127H171ZM175 125V124H174ZM181 125H183L182 123H181ZM196 125H197V123H196ZM208 125V124H207ZM214 125V124H213ZM219 125V126H220ZM229 125L230 124H228V126L227 127H229ZM7 126V125H6ZM27 126V125H26ZM43 126V125H42ZM50 126V125H49ZM69 126V125H68ZM67 126V127H68ZM73 126V125H72ZM82 126V125H81ZM132 126V125H131ZM163 126V125H162ZM177 126H179V123L177 124ZM186 127L187 126H189V124L187 125H185ZM231 126H233V125H231ZM238 126V125H237ZM13 127L16 129L17 128V131L16 132H19L20 134H21V136L25 139V140H31V141H33L34 143H38V144H41L39 141H40V137H39V134L38 133H28V131H27V129H25L24 127V125H23V128L21 127L20 128V125H19V127H16V126H9V128H12L13 129ZM54 127V126H53ZM62 127V126H61ZM60 127V128H61ZM64 127H65V125H64ZM64 127H62V128H64ZM80 127V126H79ZM84 127V126H83ZM104 127H105V125H104ZM129 127V126H128ZM133 127V126H132ZM143 127V126H142ZM146 127V129L148 130V128ZM168 127V126H167ZM182 127V126H181ZM185 127V128H186ZM196 127V126H195ZM214 128H215V125L213 126ZM217 127V126H216ZM243 128L245 127V125L244 126H242ZM1 128V127H0ZM5 128V127H4ZM9 128H8V130H9ZM26 128H28V126L26 127ZM35 128V127H34ZM52 127H50V129H51ZM70 129H71V127H69ZM68 128V129H69ZM84 128H86V127H84ZM111 128V127H110ZM134 128H136L135 126H134ZM133 128V129H134ZM145 128V127H144ZM165 128V127H164ZM176 128V127H175ZM180 127H178V129H179ZM189 128V127H188ZM192 127L190 126V129H191ZM202 128H203V126H202ZM210 128V127H209ZM240 128V127H239ZM246 128H249V127H246ZM37 129V128H36ZM35 129V130H36ZM44 129V128H43ZM42 129V130H43ZM48 128L46 127V130H47ZM49 129V130H50ZM80 129V128H79ZM89 129V128H88ZM132 128L131 129H129V130H133ZM138 129V128H137ZM171 129V128H170ZM177 129V128H176ZM177 129V130H178ZM193 129V128H192ZM196 128H194V130H195ZM199 129V128H198ZM201 129V128H200ZM221 129V128H220ZM232 129V128H231ZM231 129H230V131H231ZM233 129H235L234 127H233ZM55 130H57V129H55ZM76 130V129H75ZM106 130V129H105ZM144 130V129H143ZM153 130H154V128H153ZM166 130H167V128H166ZM176 130V131H177ZM180 130V129H179ZM186 130V129H185ZM205 130V129H204ZM221 130H223V129H221ZM227 130H229V129H227ZM248 130V129H247ZM51 131H53V129H51ZM66 131V130H65ZM72 131V130H71ZM78 131V130H77ZM94 133H91V135H87L85 132H78V133H68V131H66L65 133H63V134H61V135H57V136H53L52 135V137L51 138H49L48 139V141L47 142H49L47 145L48 146H51L52 148H53V151H51L50 153H48V155L50 156L49 157V168H51L50 169V172L46 175V178L48 179V180H51L52 182H55V183H57L59 186H60V184H61V186L63 187L62 189V192H61V199H62V197L64 198V200L66 201V202H68V203H70L71 201H73V200H75V199H71L72 198V195H73V192L75 191V190H77L78 188L77 187H80V185H81V183H83V181H84V183H87V175L89 174V172H92L93 173V175H94V178L95 179H97L98 177H100V179H99V181H98V183L99 184H101V185H109V184H115V182H117L116 181V179H115V174H116V172H115V174H114V171H115V169L117 170V168H115L114 166H115V159H114V157L116 156V154H119V152H121V151H124V150H130L131 152H138L143 158H145L146 156H145V151H143V152H140V151H136V149L134 148V145H133V143H130L129 142V140L132 138H130L128 141H127V143H122V141H121V143H114V140H112L113 138H112V136L109 134V133H107L106 131H103V130H100V129H95V130H92ZM120 131V130H119ZM138 131V130H137ZM137 131H134L135 133L137 132ZM145 131V130H144ZM158 131V130H157ZM161 130H159L158 131V133L160 132ZM190 131V130H189ZM193 131V130H192ZM200 131V130H199ZM207 131V130H206ZM234 131V130H233ZM239 131V130H238ZM9 132V131H8ZM7 132V133H8ZM43 132V131H42ZM41 132V133H42ZM75 132V131H74ZM110 132H111V130H110ZM130 132H132V131H130ZM139 132V131H138ZM163 132V131H162ZM164 132H165V130H164ZM182 132V131H181ZM186 132H187V130H186ZM191 132V131H190ZM189 132V133H190ZM202 132H204L205 133V131H203L202 130ZM209 133H211L210 131H208ZM216 132H217V129H216ZM219 132H221L220 133V135L223 133L224 134V132H222V131H218V133ZM225 132H226V128H225ZM240 132V131H239ZM238 132V133H239ZM247 132H249V130L247 131ZM6 133V134H7ZM14 133V132H13ZM50 133H52V132H50ZM117 133V132H116ZM125 133V132H124ZM128 133H129V131H128ZM178 133H179V131H178ZM192 133V132H191ZM230 133V132H229ZM228 133V134H229ZM242 133V132H241ZM241 133L239 134V135H241ZM250 133V132H249ZM5 134V133H4ZM11 135H12V133H10ZM16 134V133H15ZM19 134V135H20ZM43 134V133H42ZM148 135L147 136H150L151 135V133H150V135H149V133H147ZM160 134V133H159ZM166 134H168V133H166ZM181 134V133H180ZM179 134V135H180ZM193 134H194V131H193ZM201 134V133H200ZM243 134V133H242ZM245 134V133H244ZM244 134H243V137H244ZM3 135V134H2ZM123 135V134H122ZM131 135V134H130ZM133 135V134H132ZM138 135V134H137ZM137 135H136V138H137ZM154 135H155V133H154ZM165 135V134H164ZM183 136H186L185 134H184V131H183V134H182ZM206 135V134H205ZM216 135V134H215ZM219 135V134H218ZM219 135V136H220ZM225 135H227V132H226V134ZM233 135V134H232ZM250 135V134H249ZM16 136V135H15ZM43 136V135H42ZM46 136V135H45ZM117 136H118V134H117ZM135 136V135H134ZM161 136H163V134L161 133ZM168 136L169 135H167L166 137H163V138H167L168 139V141L169 140H171V144L174 146V147H176V149L175 150H177L179 147H180V145L182 146V144L184 143V144H186V145H194V144H191V143H194V142H189L188 140H181V139H179L178 137L179 136H173V137H171V135H170V137H171V139H169L168 138ZM193 136V135H192ZM218 136V137H219ZM230 137H231V135H229ZM235 136V135H234ZM236 136H238V134L236 135ZM3 137H6V136H3ZM8 137H9V135H8ZM11 137V136H10ZM19 137V136H18ZM119 137V136H118ZM128 137H129V134H128ZM143 138L144 137V135L142 136V135H140L139 136V138ZM151 137H153L152 135L150 136V137H147L146 138V141H150L148 138H151ZM211 137V136H210ZM220 137H222V136H220ZM1 138V137H0ZM42 138H44V137H42ZM121 138V137H120ZM122 138H124V137H122ZM121 138V139H122ZM181 138V137H180ZM192 138V137H191ZM195 138V137H194ZM206 138V137H205ZM213 138V137H212ZM217 138V137H216ZM223 138V137H222ZM221 138V139H222ZM241 138H242V136H241ZM19 139V138H18ZM44 139H47V138H44ZM134 139H135V137H134ZM134 139H133V141H134ZM143 139H145V138H143ZM154 139H156V135H155V137H154ZM159 139V138H158ZM157 139V140H158ZM184 139V138H183ZM218 140L220 139V138H217ZM216 139V140H217ZM226 139V138H225ZM234 139V138H233ZM1 140V139H0ZM2 140H4L3 138H2ZM8 140H11V139H9L8 138ZM23 140V139H22ZM141 140V139H140ZM139 140V142L141 143L142 141H140ZM156 140V141H157ZM161 140V139H160ZM158 141L159 143L160 142H162V141ZM197 140V139H196ZM198 140H200V139H198ZM215 140V139H214ZM213 140V141H214ZM235 140H236V138H235ZM234 140V141H235ZM238 140H240V139H238ZM45 141V140H44ZM132 141V142H133ZM136 142H134V144H137V143H139L138 142V138H137V140H135ZM155 141V142H156ZM203 142H204V140H202ZM208 141V140H207ZM213 141H211V142H213ZM5 142V141H4ZM8 142V141H7ZM29 142V141H28ZM32 142V143H33ZM46 142V143H47ZM124 142V141H123ZM144 142V141H143ZM166 142V141H165ZM196 142V141H195ZM200 142V141H199ZM210 142V141H209ZM208 142V143H209ZM217 142V141H216ZM216 142H215V144H216ZM236 142V141H235ZM235 142H233V144H231L230 146L231 147H233V145H234V143ZM1 143V142H0ZM31 143V144H32ZM45 143V142H44ZM221 143H223V142H221ZM232 143V142H231ZM239 143V142H238ZM240 143H241V145L243 144V141H241L240 140ZM239 143V144H240ZM245 143V142H244ZM1 144H3V143H1ZM1 144H0V147H1ZM6 144V143H5ZM4 144V145H5ZM20 144V143H19ZM30 144V145H31ZM144 144V146H145V143H143ZM157 144V143H156ZM165 144V143H164ZM167 144V143H166ZM168 144H170V143H168ZM219 144H220V142H219ZM225 144V143H224ZM237 144V143H236ZM9 145V144H8ZM20 145H22V144H20ZM24 145V144H23ZM46 145V144H45ZM141 145V144H140ZM149 145H151V144H149ZM152 145L153 146H155V144L154 143H152ZM163 145V144H162ZM213 145H214V143H213ZM221 145V144H220ZM27 146H28V144H27ZM35 146H37V144L35 145ZM41 146H42V144H41ZM47 146V147H48ZM136 146V145H135ZM138 146V145H137ZM136 146V147H137ZM143 146V145H142ZM196 146V145H195ZM229 146V147H230ZM236 146H238V145H236ZM242 146H244V145H242ZM3 147V146H2ZM11 147V146H10ZM34 147V146H33ZM38 147V146H37ZM151 147V146H150ZM193 147V146H192ZM204 147V146H203ZM209 147V146H208ZM217 147H219V146H217ZM234 147H235V145H234ZM6 148H7V146H6ZM5 148V149H6ZM19 148V147H18ZM21 148V147H20ZM27 148V147H26ZM25 148V149H26ZM30 148V147H29ZM38 148H40V147H38ZM155 148V147H154ZM157 148V147H156ZM162 148V147H161ZM161 148H160V150H161ZM170 147L168 146V145H165V146H163V148L162 149H169ZM183 148V147H182ZM195 148V147H194ZM197 148H198V144H197ZM205 148V147H204ZM211 148V147H210ZM227 148H228V146H227ZM237 148H241V146L239 147H236V149ZM244 148H245V146H244ZM3 149V148H2ZM11 149V148H10ZM33 149V148H32ZM44 149H46V148H44ZM150 149V148H149ZM158 149V148H157ZM179 149H181V148H179ZM201 149H203V148H200V149H197V151H196V149H195V151H196V154L195 155H190V154H188V155H190L188 158H187V163H188V166L194 171V175H195V179H202V180H206V179H208L210 176H211V172H212V166H210L209 164H208V162L207 161H205V159L203 158V156L201 155V154H203L205 151H206V153H207V149H203V150H201ZM209 149V148H208ZM223 149V148H222ZM229 149V148H228ZM227 149V150H228ZM234 149V148H233ZM232 148H231V151L230 152H232V150H233ZM16 150V149H15ZM18 150V149H17ZM16 150V151H17ZM20 150V149H19ZM22 150H24V148L23 149H21L20 151H22ZM27 150H29V149H27ZM47 150V149H46ZM45 150V152H47ZM154 150V149H153ZM184 150V149H183ZM182 150V151H183ZM211 150V149H210ZM209 150V151H210ZM238 150H240V149H238ZM259 150V149H258ZM6 151V150H5ZM8 151V150H7ZM41 151V150H40ZM156 151V149L154 150V152ZM178 151V150H177ZM186 151V150H185ZM229 151V150H228ZM242 151L243 150H241V151H239V152H241L242 153ZM245 151V150H244ZM248 151H249V149H248ZM264 151V150H263ZM24 152V151H23ZM22 152V153H23ZM36 152V151H35ZM49 152V151H48ZM169 152V151H168ZM172 152V151H171ZM170 152V153H171ZM180 152V151H179ZM233 152H235V150L233 151ZM250 152V151H249ZM252 152V151H251ZM5 153V152H4ZM27 153V152H26ZM30 153V152H29ZM33 153V152H32ZM41 153V152H40ZM188 153H189V151H188ZM253 153V152H252ZM260 153V152H259ZM14 154V153H13ZM28 154V153H27ZM36 154H38L37 152H36ZM136 154V153H135ZM177 154H179V153H177ZM182 154V153H181ZM184 154H186V153H184ZM205 154V153H204ZM213 154H214V152H213ZM223 154V153H222ZM229 154V153H228ZM232 154L233 153H231V156H232ZM243 154H244V152H243ZM242 154V155H243ZM251 154V153H250ZM30 155V154H29ZM32 155V154H31ZM33 155H34V153H33ZM32 155V156H33ZM41 155V154H40ZM125 155V154H124ZM132 155V154H131ZM215 155V154H214ZM235 155V154H234ZM9 156H10V154H9ZM9 156H7V157H9ZM21 156V155H20ZM43 156V155H42ZM45 156V155H44ZM139 156V155H138ZM218 156V155H217ZM230 156V155H229ZM230 156V157H231ZM246 156V159H245V157H244V159H245V161H246V163L243 161V163H245V164H247V162L249 161L248 159H250L249 157H247L248 155L246 154L245 155ZM6 157V158H7ZM34 157H35V155H34ZM225 157V156H224ZM239 157V156H238ZM251 157H253V155L251 156ZM23 158V157H22ZM21 158V159H22ZM30 158V157H29ZM39 158V157H38ZM37 158V159H38ZM207 158H208V156H207ZM213 158V157H212ZM216 158V157H215ZM222 158V157H221ZM234 158V157H233ZM236 158H237V156H236ZM248 158V159H247ZM5 159V158H4ZM9 159V158H8ZM26 159V158H25ZM34 159V158H33ZM239 158H237V160H238ZM240 159H242V157L240 158ZM252 159V158H251ZM13 160H15V159H13ZM42 160V159H41ZM160 160V159H159ZM217 161H218V159H216ZM220 160V159H219ZM222 160H224V159H222ZM236 160V161H237ZM11 161H12V158H11ZM16 161V160H15ZM27 161V160H26ZM29 161V160H28ZM32 161V160H31ZM42 161H45V160H42ZM76 161H80L81 162V164H82V169L81 168H77V167H75V163H76ZM147 161V160H146ZM161 161V160H160ZM252 163H254L252 160H250ZM250 161H249V163H250ZM2 162V161H1ZM38 162H39V160H38ZM118 162V161H117ZM7 163V162H6ZM9 163V162H8ZM12 164H13V162H11ZM46 163V162H45ZM170 163V162H169ZM184 163V162H183ZM211 163V162H210ZM215 163V162H214ZM213 163V164H214ZM221 162H219V164H220ZM251 163V164H252ZM80 164V165H81ZM157 164V163H156ZM178 164V163H177ZM216 165H218V164H216ZM221 165V164H220ZM239 165V164H238ZM3 166V165H2ZM12 166V165H11ZM18 166V165H17ZM157 166H158V164H157ZM169 166H171V165H169ZM243 166V165H242ZM250 166V165H249ZM252 166V165H251ZM253 166H254V164H253ZM9 167V166H8ZM15 167H16V165H15ZM44 168H45V166H43ZM47 167V166H46ZM240 167V166H239ZM22 168V167H21ZM42 168V167H41ZM44 168H42V169H44ZM48 168V169H49ZM84 168V169H83ZM113 168H115V169H113ZM159 168H160V171L163 173V175L164 174H167L168 173V167H167V164L165 163V162H163V161H161L160 163H159ZM170 168V167H169ZM209 168H211V169H209ZM222 168V167H221ZM235 168V167H234ZM17 169V168H16ZM25 169V168H24ZM41 169V170H42ZM223 169V168H222ZM2 170V169H1ZM15 170V169H14ZM19 170V169H18ZM23 170V169H22ZM40 170V171H41ZM45 170H47V169H45ZM45 170H42V171H45ZM172 170V169H171ZM242 170V169H241ZM5 171V170H4ZM129 171H130V169H129ZM132 171V170H131ZM173 171V170H172ZM225 171V170H224ZM17 172V171H16ZM25 172V171H24ZM38 172H39V170H38ZM138 172V171H137ZM174 172V171H173ZM256 172V171H255ZM7 173V172H6ZM23 173V172H22ZM46 173V172H45ZM130 173V172H129ZM170 174H171V172H169ZM239 173V172H238ZM244 173V172H243ZM11 174V173H10ZM35 175H36V173H34ZM42 174H43V172H42ZM246 174H247V172H246ZM2 175V174H1ZM7 175H8V173H7ZM40 175H41V173H40ZM44 175V174H43ZM250 175V174H249ZM33 176V175H32ZM168 176H169V174H168ZM214 176V175H213ZM3 177V176H2ZM17 177V176H16ZM42 177V176H41ZM117 177H118V175H117ZM119 177H120V175H119ZM136 177V176H135ZM145 177V176H144ZM166 177V176H165ZM257 177V176H256ZM4 178V177H3ZM12 178V177H11ZM140 178V177H139ZM142 178V177H141ZM161 178V177H160ZM189 178H190V176H189ZM254 178H255V176H254ZM16 179V178H15ZM31 179V178H30ZM35 179H36V177H35ZM137 179V178H136ZM143 179V178H142ZM142 179H139L140 181L142 180ZM192 179V178H191ZM24 180V179H23ZM33 180V179H32ZM37 180V179H36ZM39 180V179H38ZM43 180H44V178H43ZM159 180V179H158ZM167 180V179H166ZM214 180V179H213ZM260 180V179H259ZM20 181V180H19ZM50 181V182H51ZM139 181V182H140ZM164 181V180H163ZM162 181V182H163ZM190 181V180H189ZM262 181V180H261ZM26 182V181H25ZM28 182V181H27ZM32 182V181H31ZM41 182V181H40ZM48 182V181H47ZM46 182V183H47ZM138 182V181H137ZM160 182V181H159ZM194 182H196V181H192V184L190 185V183H187L186 185L188 186V188H193L194 186ZM42 183V182H41ZM54 183V184H55ZM118 183V182H117ZM147 183H148V181H147ZM229 183V182H228ZM227 183V184H228ZM263 183V182H262ZM17 184V183H16ZM32 184V183H31ZM30 184V185H31ZM35 183H33V185H34ZM38 184H39V182H38ZM89 184H90V182H89ZM139 184V183H138ZM142 184V183H141ZM259 184V183H258ZM30 185H29V187H27V188H30ZM33 185H32V187H33ZM43 185V184H42ZM100 185V186H101ZM140 185V184H139ZM149 185H151V184H149ZM157 185V184H156ZM0 186H2V185H0ZM23 186V185H22ZM25 186H27V185H24V187ZM45 186V185H44ZM53 186V185H52ZM117 185L115 184V186L114 187H116ZM137 186V185H136ZM161 186V183H160V185H159V187ZM181 186V185H180ZM183 186V185H182ZM205 186V185H204ZM229 186H230V184H229ZM4 187V186H3ZM6 187V186H5ZM17 187H18V185H17ZM40 187V186H39ZM46 187V186H45ZM53 187H55V186H53ZM58 187V186H57ZM82 188H83V186H81ZM80 187V188H81ZM111 187V186H110ZM119 187V186H118ZM146 187V184H145V186H144V188ZM151 187V186H150ZM259 187V186H258ZM7 188V187H6ZM12 188V187H11ZM80 188H79V191H80ZM105 188V187H104ZM149 187H147L146 188V191H147V189H148ZM183 188V187H182ZM187 188V189H188ZM13 189V188H12ZM15 189L16 188H14V190H13V192L15 191ZM61 189V188H60ZM59 189V190H60ZM84 189V188H83ZM83 189H82V192L81 193H83L84 195L85 194H87V191H86V193H84L83 192ZM136 189H138V188H136ZM135 189V190H136ZM152 189H153V191H155V190H157V188H153L152 187ZM184 189V188H183ZM223 189V188H222ZM228 189V188H227ZM7 191H8V188L6 189ZM28 190V189H27ZM30 190V189H29ZM29 190H28V192H29ZM35 190V189H34ZM38 190V189H37ZM88 190V189H87ZM107 190H109V189H107ZM142 190L144 191V189H143V186H142ZM166 190V189H165ZM224 190V189H223ZM230 190V189H229ZM239 190V189H238ZM12 191V190H11ZM22 191H24V190H22ZM22 191H20V192H22ZM43 191V190H42ZM50 191V190H49ZM85 191V190H84ZM146 191H145V193H146ZM234 191H235V189H234ZM262 191V190H261ZM3 192V191H2ZM25 193H26V190L24 191ZM34 192V191H33ZM48 192V191H47ZM106 192V191H105ZM126 192H128L127 190H126ZM139 192H141V191H139ZM148 192V191H147ZM150 192V191H149ZM152 192V191H151ZM161 192V191H160ZM163 192H165V191H163ZM231 192H233L232 190H231ZM248 192V191H247ZM246 192V193H247ZM251 192V191H250ZM39 193V192H38ZM37 193V194H38ZM77 193H78V191H77ZM76 193V195H79V194H77ZM91 193H92V191H91ZM137 193V192H136ZM166 193V192H165ZM218 193V192H217ZM223 193V192H222ZM240 193V192H239ZM238 193V194H239ZM243 193V192H242ZM249 193V192H248ZM52 194H53V192H52ZM82 194V195H83ZM93 194V193H92ZM126 194V193H125ZM142 194V193H141ZM155 194V193H154ZM205 194V193H204ZM215 194V193H214ZM227 194V193H226ZM237 194V193H236ZM237 194V195H238ZM244 194V193H243ZM19 195H22L21 193L19 194ZM19 195H18V197H19ZM26 195V194H25ZM30 195V194H29ZM33 195H34V193H33ZM40 195V194H39ZM44 195V194H43ZM57 195V194H56ZM82 195H80L81 197H82ZM89 195V194H88ZM87 195V196H88ZM103 195V194H102ZM139 195V194H138ZM146 195H148V193L146 194ZM159 195H161V194H159ZM218 195H219V193H218ZM222 195V194H221ZM224 195V194H223ZM242 195V194H241ZM31 196V195H30ZM35 196V195H34ZM79 196V197H80ZM91 196V195H90ZM97 196V195H96ZM135 196V195H134ZM133 195H132V197H134ZM140 196V195H139ZM196 196V195H195ZM195 196H194V198H195ZM216 196V195H215ZM246 196V195H245ZM254 196V195H253ZM8 197V196H7ZM18 197H17V202L19 203V204H23L24 202H26L27 201V198H31V197H27V198H25L24 196V198H25V200L26 201H24L23 203H21V202H19V199L22 197H19V199H18ZM22 197V198H23ZM42 197V196H41ZM53 197V196H52ZM56 197H59V194L56 196ZM76 197V196H75ZM78 197V196H77ZM76 197V198H77ZM149 197V196H148ZM162 197V196H161ZM198 197V196H197ZM204 197H206V196H204ZM208 197H209V195H208ZM222 197V196H221ZM227 197V196H226ZM244 197V195L242 196V198ZM256 197V196H255ZM24 198H23V200H24ZM34 199H37L36 197H33ZM47 198V197H46ZM102 198V197H101ZM104 198V197H103ZM114 198V197H113ZM128 198H129V196H128ZM131 198V197H130ZM151 198H153V197H151ZM207 198V197H206ZM242 198H241V202H242ZM246 198H249V196L247 197L246 196ZM257 198V197H256ZM39 199V198H38ZM59 199V198H58ZM111 199H112V196H111ZM111 199H110V201L109 202H111ZM122 199V198H121ZM133 199V198H132ZM131 199V200H132ZM146 199V198H145ZM191 199V198H190ZM205 199V198H204ZM222 199V198H221ZM226 199V198H225ZM233 199V198H232ZM250 199V198H249ZM255 199V198H254ZM4 200V199H3ZM2 200V201H3ZM42 200H43V198H42ZM41 200V201H42ZM112 200H114V199H112ZM124 200V199H123ZM149 200V199H148ZM206 200V199H205ZM245 200V199H244ZM5 201V200H4ZM3 201V202H4ZM31 201V200H30ZM33 201V200H32ZM41 201H39V202H41ZM64 201V202H65ZM70 201V202H69ZM77 201V200H76ZM76 201L75 202H73L74 203V206L76 205ZM115 201V200H114ZM113 201V202H114ZM150 201H152L151 203H153L154 201H153V199H151ZM149 201V202H150ZM162 201V200H161ZM225 201V200H224ZM252 201V200H251ZM7 202V201H6ZM44 202H46L45 200H44ZM47 202H48V200H47ZM60 202V201H59ZM62 203H63V199H62V201H61ZM78 203H79V201H77ZM131 202V201H130ZM132 202H133V200H132ZM175 201H173V203H174ZM195 202H197V201H195ZM5 203V202H4ZM8 203V202H7ZM27 203V202H26ZM34 203V202H33ZM49 203V202H48ZM77 203V204H78ZM172 203V204H173ZM244 203V202H243ZM242 203V204H243ZM246 203V202H245ZM244 203V204H245ZM47 204V203H46ZM65 204V203H64ZM72 204V203H71ZM105 204H106V202H105ZM108 204V203H107ZM106 204V205H107ZM113 204V203H112ZM149 204V203H148ZM175 204V203H174ZM243 204V205H244ZM27 205V207H29V205H30V207L31 206H33V205H38L37 203H34L33 205H31V204H26ZM59 205V204H58ZM57 205V206H58ZM68 205V204H67ZM73 205V204H72ZM80 205V204H79ZM125 205V204H124ZM131 205V204H130ZM3 206V205H2ZM22 206V205H21ZM49 206V205H48ZM102 206H103V204H102ZM100 207L101 209H103V207ZM113 206V205H112ZM161 206V205H160ZM173 206V205H172ZM212 206V205H211ZM237 206V205H236ZM3 207H6V206H3ZM24 207V206H23ZM26 207V208H27ZM35 207V206H34ZM39 207V206H38ZM45 207H46V205H45ZM77 207V206H76ZM105 208H106V206H104ZM109 207V206H108ZM111 207V206H110ZM132 207V206H131ZM130 207V208H131ZM134 207V206H133ZM244 207V206H243ZM20 208V207H19ZM41 208V207H40ZM81 208V207H80ZM8 209H10V208H8ZM22 209H25V208H22ZM29 209L30 208H28L27 209V211H29ZM33 209V211L32 212H34L35 210H34V208H32ZM31 209V210H32ZM46 209H47V207H46ZM227 209V208H226ZM225 209V210H226ZM12 210V209H11ZM11 210H9V212L11 211ZM20 210H21V208H20ZM42 210H43V208H42ZM134 210V209H133ZM248 210H251L250 208L248 209ZM3 211H6V210H3ZM8 211V210H7ZM26 211V210H25ZM38 211V210H37ZM108 211V210H107ZM159 211V210H158ZM232 211V210H231ZM234 211V210H233ZM236 211V210H235ZM8 212V213H9ZM104 212H105V209H104ZM225 212V211H224ZM12 213V211L10 212V214ZM27 213V212H26ZM29 213V212H28ZM36 213V212H35ZM53 213V212H52ZM109 213V212H108ZM162 213V212H161ZM246 213H247V211H246ZM250 213V212H249ZM5 214V213H4ZM13 214H14V212H13ZM13 214H11L12 215V217H13ZM30 214H31V212H30ZM34 214V213H33ZM54 214V213H53ZM104 214V213H103ZM113 214V213H112ZM130 214V213H129ZM230 214V213H229ZM245 214V213H244ZM9 215V214H8ZM27 215V214H26ZM34 215H36V214H34ZM61 215V214H60ZM105 215V214H104ZM107 215V214H106ZM106 215H105V217H106ZM109 215V214H108ZM137 215V214H136ZM209 215V214H208ZM248 215V214H247ZM28 216H29V214H28ZM63 216V215H62ZM61 216V217H62ZM224 216V215H223ZM4 217H5V215H4ZM11 217V216H10ZM15 217V216H14ZM32 217V216H31ZM52 217L53 218H55L53 215H52ZM228 217V216H227ZM3 218V217H2ZM6 219V218H5ZM9 219V218H8ZM7 219V220H8ZM112 219L114 220V221H117V220H119L120 218H119V216L116 214V215H113L112 216ZM4 220V219H3ZM2 220V221H3ZM60 221V220H59ZM244 221V220H243ZM243 221L241 222L240 221V223H242L243 224ZM246 221V220H245ZM5 222H6V220H5ZM8 222V221H7ZM63 222V221H62ZM239 223V224H240ZM245 223V222H244ZM11 224H13V223H11ZM67 225V224H66ZM236 225H237V223H236ZM235 225V226H236ZM8 226H9V223H8ZM69 226V225H68ZM239 226H241V225H239ZM242 226H245V225H242ZM241 226V227H242ZM10 227V226H9ZM247 227V226H246ZM235 228V227H234ZM233 228V229H234ZM245 228V227H244ZM249 228V227H248ZM236 229V228H235ZM64 230V229H63ZM95 230H93V232H94ZM234 231V230H233ZM239 231V230H238ZM67 232V231H66ZM92 232V233H93ZM100 232V231H99ZM98 232V233H99ZM102 232V231H101ZM68 233V232H67ZM82 233V232H81ZM95 233V232H94ZM93 233V234H94ZM97 233V232H96ZM95 233V234H96ZM233 233V232H232ZM234 233H237V231L235 232L234 231ZM243 233V232H242ZM64 234V233H63ZM78 234H80V233H78ZM92 234V235H93ZM100 234V233H99ZM98 234V235H99ZM123 234V233H122ZM239 234V233H238ZM245 234H246V232H245ZM62 235V234H61ZM77 235V234H76ZM81 235V234H80ZM79 235V236H80ZM84 235V234H83ZM88 235H89V233H88ZM97 235V234H96ZM121 235V234H120ZM233 235V234H232ZM242 234H241V232H240V236H241ZM101 236H102V234H101ZM123 236V235H122ZM235 236V235H234ZM244 236V235H243ZM59 237V236H58ZM65 237V236H64ZM66 237H68V240L69 241H71L72 242V244H73V246H74V250H75V252H78V253H86L87 251H86V249H91V247H92V243H91V239H90V237L92 238V236H91V234H90V237H88L91 241H85V242H83V241H81L80 242V239L77 237V236H73V235H71V234H68V236H66ZM97 239H98V237H100V236H95ZM226 238H227V235L225 236ZM231 237V236H230ZM236 237V236H235ZM242 237V236H241ZM82 238V237H81ZM119 238H120V236H119ZM232 238L233 237H231L230 239L232 240ZM240 238V237H239ZM52 239H54V238H52ZM56 239H58V238H56ZM61 239V238H60ZM86 239V238H85ZM93 239V238H92ZM112 238H110V240H111ZM225 239V238H224ZM235 238H233V240H234ZM238 238H236V240H237ZM87 240V239H86ZM96 240V239H95ZM98 240H100V239H98ZM97 240V242H99ZM226 240H228V239H226ZM240 240V239H239ZM238 240V241H239ZM53 241V240H52ZM114 241V240H113ZM113 241L112 242H108L109 244L110 243H113ZM224 241V240H223ZM222 241V242H223ZM244 241H245V238H244ZM264 241V240H263ZM55 242H57V241H55ZM71 242H69V244H70V246H72L71 245ZM93 242V241H92ZM100 242H102V241H100ZM104 242V241H103ZM106 242V241H105ZM227 242V241H226ZM235 242H237V241H234V245H235ZM51 243V242H50ZM58 243V242H57ZM61 243H62V239H61ZM85 243H86V245H85ZM93 243H95V242H93ZM120 243V242H119ZM121 243H123V242H121ZM231 243V242H230ZM239 243V242H238ZM240 243H241V241H240ZM52 244V243H51ZM63 244H65V243H63ZM62 244V245H63ZM97 244V243H96ZM99 244V243H98ZM102 244V243H101ZM116 244V243H115ZM114 243H113V245H115ZM233 244V243H232ZM112 245V244H111ZM228 245H230L229 243H228ZM241 245V244H240ZM60 246V245H59ZM103 246V245H102ZM110 246V245H109ZM53 247V246H52ZM95 247V246H94ZM93 247V248H94ZM106 247V246H105ZM115 247H117V245H115ZM238 247H240V246H238ZM238 247H236V248H238ZM242 247V246H241ZM98 248H99V246H98ZM103 249H104V247H102ZM109 248L110 247H108L107 246V249L109 250ZM231 247L229 246V249H230ZM233 248V247H232ZM232 248H231V250H232ZM114 249V248H113ZM112 248H111V250H113ZM241 249V248H240ZM47 250H51V249H47ZM94 250V249H93ZM92 250V251H93ZM108 250H106V252L108 251ZM116 250V249H115ZM171 250V249H170ZM243 250V249H242ZM241 250V251H242ZM67 251V250H66ZM73 251V250H72ZM86 251V252H85ZM99 251V250H98ZM234 251V250H233ZM54 252H56V251H54ZM91 252V251H90ZM97 252V251H96ZM174 252V251H173ZM235 252V251H234ZM52 253V252H51ZM92 253V252H91ZM95 253V252H94ZM102 253H105V252H103L102 251ZM101 253V250H100V255L102 254ZM116 253H117V251H116ZM242 253V252H241ZM48 254H49V252H48ZM53 254V253H52ZM93 254V253H92ZM92 254H91V257H92ZM97 254V253H96ZM99 254V253H98ZM107 254V253H106ZM113 254V253H112ZM86 255V254H85ZM94 255V254H93ZM167 255H169V254H167ZM167 255H166V257H167ZM173 255V254H172ZM175 255V254H174ZM241 255V254H240ZM11 256V255H10ZM95 256V255H94ZM106 256V255H105ZM170 256H171V254H170ZM86 257H87V255H86ZM96 257L98 258L99 256L98 255H96ZM101 257V256H100ZM85 258V257H84ZM11 259V258H10ZM59 259V258H58ZM94 259V258H93ZM165 254L163 255H159L158 257H156V262L157 263H160V262H165ZM171 259V258H170ZM73 260H75V259H73ZM89 261H90V259H88ZM96 259H94V261H95ZM107 260V259H106ZM105 260V261H106ZM167 261H169L168 260V258L166 259ZM174 260V259H173ZM230 262H231V260H229ZM10 262H12V260H9V262L8 263H10ZM76 262V261H75ZM81 262H82V260H81ZM190 262V261H189ZM192 262H194V261H192ZM224 262V261H223ZM226 262V261H225ZM224 262V263H225ZM229 262V263H230ZM107 263H108V261H107ZM166 263V262H165ZM171 263V262H170ZM183 263V262H182ZM197 263V262H196ZM224 263H222L221 262V264H224ZM231 263H233V262H231ZM235 263V262H234ZM15 264V263H14ZM101 264H104V263H101ZM106 264V263H105ZM161 264V263H160ZM162 264H164V263H162ZM167 264V263H166ZM185 264V263H184ZM188 264V263H187ZM227 264V263H226Z\"/></svg>","mask_w":264,"mask_h":264}]
</instances>
